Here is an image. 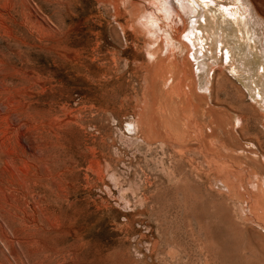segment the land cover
Instances as JSON below:
<instances>
[{"label": "rangeland", "instance_id": "obj_1", "mask_svg": "<svg viewBox=\"0 0 264 264\" xmlns=\"http://www.w3.org/2000/svg\"><path fill=\"white\" fill-rule=\"evenodd\" d=\"M36 262L264 264V0H0V264Z\"/></svg>", "mask_w": 264, "mask_h": 264}, {"label": "bare ground", "instance_id": "obj_2", "mask_svg": "<svg viewBox=\"0 0 264 264\" xmlns=\"http://www.w3.org/2000/svg\"><path fill=\"white\" fill-rule=\"evenodd\" d=\"M229 13H230V11H229ZM205 14V13H204ZM215 14V13H214ZM206 16V15H205ZM205 19H206V17H204ZM213 18H214V16H213ZM215 18L217 19V17L215 16ZM224 22H226V19L224 18V19H222V20H220V22H219V20H217L216 21V23L214 24V25H212V29H214V30H218L219 32H220V34H221V36L223 37V38H225V41L228 43V44H230L231 45V43H236V44H238L239 46H240V41H239V37H238V35H237V30L234 28V24H232V23H229V25H228V27H227V25L226 24H224ZM232 47H234V45L232 46ZM235 48V47H234ZM232 51V48H229L228 47V57H231V52ZM201 87V86H200ZM203 88V87H202ZM262 197V196H261ZM29 226V225H28ZM45 230H46V228H45ZM36 239V238H35ZM41 241V240H40ZM31 244H33V243H31ZM44 247V246H43ZM32 249V248H31ZM30 249V250H31ZM58 249V248H57ZM33 251H36V250H33ZM32 251V252H33ZM47 251V250H46ZM66 251V250H65ZM69 251V250H68ZM63 252V251H62ZM70 252V251H69ZM30 253V252H29ZM33 254V253H32ZM43 254V253H42ZM69 254V253H68ZM36 255V254H35ZM45 255V254H44ZM59 255V254H58ZM55 256V255H54ZM57 256V255H56ZM41 257V256H40ZM43 258V257H42ZM54 258V257H53ZM41 259V258H40ZM39 259V260H40ZM51 260V259H50ZM38 261V260H37ZM49 261V260H48ZM35 262V261H34ZM60 263V262H59ZM36 264H37V262H36ZM41 264H42V262H41ZM44 264H46V263H44Z\"/></svg>", "mask_w": 264, "mask_h": 264}, {"label": "crops", "instance_id": "obj_3", "mask_svg": "<svg viewBox=\"0 0 264 264\" xmlns=\"http://www.w3.org/2000/svg\"><path fill=\"white\" fill-rule=\"evenodd\" d=\"M150 128H151V127H150V126H148V127L146 128V131L148 132V131L150 130Z\"/></svg>", "mask_w": 264, "mask_h": 264}]
</instances>
